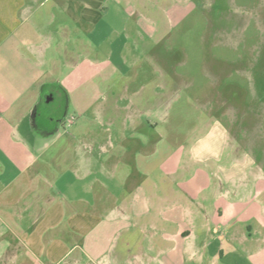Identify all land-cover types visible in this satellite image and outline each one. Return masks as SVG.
Wrapping results in <instances>:
<instances>
[{
	"label": "crops",
	"instance_id": "obj_1",
	"mask_svg": "<svg viewBox=\"0 0 264 264\" xmlns=\"http://www.w3.org/2000/svg\"><path fill=\"white\" fill-rule=\"evenodd\" d=\"M116 3L0 0V264H264V175L250 183L233 165L185 171L177 154H131L152 142L137 127L112 154L89 150L77 109L103 40L85 37ZM44 85L66 111L43 130L33 113Z\"/></svg>",
	"mask_w": 264,
	"mask_h": 264
},
{
	"label": "rangeland",
	"instance_id": "obj_2",
	"mask_svg": "<svg viewBox=\"0 0 264 264\" xmlns=\"http://www.w3.org/2000/svg\"><path fill=\"white\" fill-rule=\"evenodd\" d=\"M110 6L97 34L85 37L89 46L103 40V66L77 109L89 150L112 154L137 127L152 142L135 141L131 154H177L185 171L233 165L250 183L264 175V0ZM193 151L200 159L188 163Z\"/></svg>",
	"mask_w": 264,
	"mask_h": 264
},
{
	"label": "flooded vegetation",
	"instance_id": "obj_3",
	"mask_svg": "<svg viewBox=\"0 0 264 264\" xmlns=\"http://www.w3.org/2000/svg\"><path fill=\"white\" fill-rule=\"evenodd\" d=\"M66 104L57 89H47L38 108L39 124L42 129H51L65 116Z\"/></svg>",
	"mask_w": 264,
	"mask_h": 264
},
{
	"label": "water",
	"instance_id": "obj_4",
	"mask_svg": "<svg viewBox=\"0 0 264 264\" xmlns=\"http://www.w3.org/2000/svg\"><path fill=\"white\" fill-rule=\"evenodd\" d=\"M38 114H39L38 109H36L33 113V118L35 121L37 120Z\"/></svg>",
	"mask_w": 264,
	"mask_h": 264
},
{
	"label": "trees",
	"instance_id": "obj_5",
	"mask_svg": "<svg viewBox=\"0 0 264 264\" xmlns=\"http://www.w3.org/2000/svg\"><path fill=\"white\" fill-rule=\"evenodd\" d=\"M46 90H47V88H46V85H44V91H43V95H42V99H41V101H40V104L42 103L43 96H44V94H45Z\"/></svg>",
	"mask_w": 264,
	"mask_h": 264
}]
</instances>
